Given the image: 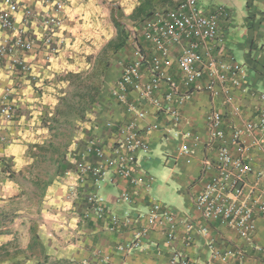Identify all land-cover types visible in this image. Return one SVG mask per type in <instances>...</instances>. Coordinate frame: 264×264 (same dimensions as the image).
<instances>
[{
  "label": "crops",
  "instance_id": "0c3cea01",
  "mask_svg": "<svg viewBox=\"0 0 264 264\" xmlns=\"http://www.w3.org/2000/svg\"><path fill=\"white\" fill-rule=\"evenodd\" d=\"M17 1L33 9L43 6L39 0ZM62 1L58 34L64 41L54 55L31 59L35 79L21 77L22 86H16L19 81L15 82L13 74L0 73V93L6 87L12 89L14 108L13 118L0 127V264H86L97 248L109 253L112 263L170 264L159 225L147 234L148 246L118 251L119 245L131 239V228L106 230L107 222L91 211L85 198L91 179L87 177L84 185L79 180V168L96 162L94 155L84 154L86 143L94 140L107 145L113 142L119 125L133 120L149 144V151L138 155V171H145L152 180L147 188L133 186L110 172V178L103 181L105 193L98 190L107 214L145 213L151 203L161 202L154 198L160 188L152 185L154 176L149 169L155 160H162L170 167L167 179L179 185L178 203L172 208L207 229L205 235L193 231L187 240L183 226L177 225L176 251L187 263L206 264L210 252L206 242L212 240L216 247L239 250L243 264H264L262 217H255L252 242L246 243L223 222L202 219L193 206L194 196L209 176L201 174V160L215 157L216 144L206 149L202 143L208 136L206 114L217 108L228 138L233 129L251 118L255 104L252 92L264 91V66L256 59L264 43V0H198L204 11L217 6L229 11L228 25L223 19L220 24L228 52L247 67L246 90L231 87L232 100L226 103L203 91L193 93L180 109L182 121L177 126L145 101H136L133 93L128 100L136 109H147L146 115L139 117L136 110L118 102L111 89L134 41L151 52L141 37L145 18L154 10H172L181 0ZM44 8L52 9V3H45ZM7 9L0 1V12ZM168 75L184 90L175 65L168 69ZM153 124L158 128L147 129ZM188 131L199 134L202 142L184 137ZM253 139H257L256 144ZM244 140L250 146L247 157L252 166L264 171L262 132L255 130ZM179 146L188 147L190 154L179 159ZM154 148L160 156L154 155ZM123 190L129 193L130 202L118 200Z\"/></svg>",
  "mask_w": 264,
  "mask_h": 264
},
{
  "label": "built area",
  "instance_id": "2783aa9c",
  "mask_svg": "<svg viewBox=\"0 0 264 264\" xmlns=\"http://www.w3.org/2000/svg\"><path fill=\"white\" fill-rule=\"evenodd\" d=\"M7 11L0 12V73L14 75L16 86H22L19 79H35L31 59L47 58L59 50L63 37L59 30L62 25V0H39L43 5L33 9L17 0H0ZM52 3V9L44 4ZM16 14H20L18 18ZM231 15L223 6L202 10L198 0H181L168 11H152L143 21L141 37L146 47L134 41L131 55L122 66L118 79L111 89L112 96L129 110H136L139 117L147 113L145 107L136 109L128 100L133 93L136 101L163 112L172 126L182 121L180 109L195 92H206L212 98L221 97L222 103L232 100L231 87L244 92L248 74L244 63L236 61L227 50V39L220 20L228 25ZM264 43L256 59L264 66ZM31 57V58H30ZM175 65L180 74L184 90L168 75V69ZM204 79V83L200 82ZM164 85V86H163ZM12 89L6 87L0 93V127L14 116L11 105ZM252 116L240 128L231 131L225 138L221 127L222 117L217 108H211L205 116L208 136L202 142L199 134L185 132L183 136L195 143L202 142L206 149L215 144V157L201 160V174H209L204 187L193 198L194 209L205 221L218 220L239 235L244 242H252L255 231L254 219H264V171L256 170L247 157L249 145L245 135L255 130L262 132L264 139V91L252 92ZM158 128L156 124L147 129ZM174 131V136H178ZM113 142L98 145L90 140L84 148L85 155H94V165L79 168V180L84 185L87 177L91 184L85 198L91 211L107 222L106 230L118 231L130 227L132 237L118 251L148 246L147 234L159 225L165 234L164 247L169 253L170 264H188L182 253L176 251L177 225L183 226L185 238L195 231L205 235V226L196 225L187 215H181L172 207L153 202L145 213L125 212L124 215L107 214L98 195L99 184L112 172L116 177L133 186L149 187L152 178L145 174L138 161V155L149 151V144L137 129L136 121L119 125L114 132ZM253 144L257 139H253ZM230 146H233L232 149ZM190 154L186 146L177 148L178 158ZM118 200L131 201L123 190ZM209 257L206 264H243L242 253L235 249L216 247L212 240L206 242ZM264 251V250H263ZM86 264L112 263L110 254L103 249L93 251V257Z\"/></svg>",
  "mask_w": 264,
  "mask_h": 264
},
{
  "label": "rangeland",
  "instance_id": "374dc122",
  "mask_svg": "<svg viewBox=\"0 0 264 264\" xmlns=\"http://www.w3.org/2000/svg\"><path fill=\"white\" fill-rule=\"evenodd\" d=\"M156 148V147H155ZM154 148V155H159L158 148ZM160 156V155H159ZM161 158V157H160ZM150 173L154 176V188H160L158 193H154V198L161 201L166 206L174 207L178 203L177 188L178 183H175L172 179H167L170 174V167L163 165L162 160H155L149 169ZM100 192L105 193L106 189L103 187V181L100 182Z\"/></svg>",
  "mask_w": 264,
  "mask_h": 264
}]
</instances>
